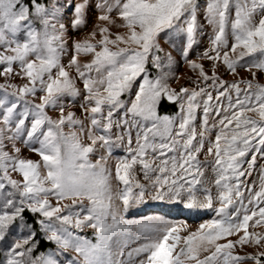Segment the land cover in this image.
Returning a JSON list of instances; mask_svg holds the SVG:
<instances>
[{"label":"snow or ice","instance_id":"6c2138e0","mask_svg":"<svg viewBox=\"0 0 264 264\" xmlns=\"http://www.w3.org/2000/svg\"><path fill=\"white\" fill-rule=\"evenodd\" d=\"M0 76V264H264V0H0Z\"/></svg>","mask_w":264,"mask_h":264},{"label":"rangeland","instance_id":"374dc122","mask_svg":"<svg viewBox=\"0 0 264 264\" xmlns=\"http://www.w3.org/2000/svg\"><path fill=\"white\" fill-rule=\"evenodd\" d=\"M201 2L203 3V0H201ZM208 32H210V29H207L206 33L203 36L199 37V39H198V43L200 45V50H202L203 47L207 46V39H208L207 33ZM161 44H162V47L167 48V45H165L163 43V41L161 42ZM196 50L197 49L194 46V49L190 53V56L192 58L195 57ZM203 63H205V65H207L208 62L207 61H203ZM177 71H178V74L181 75V81L180 82L191 87L192 85L189 84L188 80L184 78L185 75H188V76H192L193 75L191 73V70L188 69L187 66L184 65L183 62H181V64H180V66H179ZM241 74L244 75L245 73H243V71H241ZM223 78L227 79V80H231L232 79V77L228 76V75H225ZM3 79L4 78L2 76H0V83L3 82ZM77 111H78V109H77ZM25 154L26 155H31L32 158H37L34 153H27L26 152ZM121 154H123V149H121V148L114 149V155H121ZM110 163H112L113 166H114L115 161L111 160ZM260 163H261V161L258 158L257 159V164H256V170L253 171L251 176L247 177V180L249 182H251L253 180H256L257 183H258V171H259ZM244 167H247V165H244ZM205 174H206V177L208 178V180L211 181L212 173L210 171V168L206 169ZM26 215H27V218L30 219V221L28 220L29 223H31V214L28 213ZM154 215H165L168 218L173 219V220L185 221L189 225L190 229H194L203 220L211 218L213 213L208 212L206 210L190 213L188 210L183 209V207L181 205H172V204L162 203V202H159V201H151V200H149V201H147L144 204L137 205V206H134L133 208L129 209V211L127 213H125V218L129 219V220H134V219H140L141 217L154 216ZM251 230L252 229L250 228V231ZM82 234H86L88 236H91V230L88 229V230H86L85 233H82ZM238 250L239 249H237V251ZM249 251H251V249H249Z\"/></svg>","mask_w":264,"mask_h":264},{"label":"trees","instance_id":"16d2710c","mask_svg":"<svg viewBox=\"0 0 264 264\" xmlns=\"http://www.w3.org/2000/svg\"><path fill=\"white\" fill-rule=\"evenodd\" d=\"M160 111H161V114H172V113L177 111V107L170 102L164 101V102H162V105L160 107ZM28 220L30 221L29 218H28ZM41 247L42 248L46 247V245L42 244Z\"/></svg>","mask_w":264,"mask_h":264}]
</instances>
